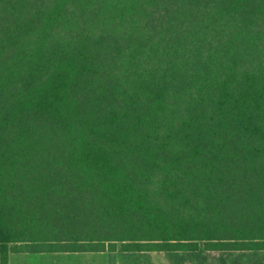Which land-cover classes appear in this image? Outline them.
<instances>
[{
  "label": "trees",
  "instance_id": "obj_1",
  "mask_svg": "<svg viewBox=\"0 0 264 264\" xmlns=\"http://www.w3.org/2000/svg\"><path fill=\"white\" fill-rule=\"evenodd\" d=\"M264 250V0H0V248Z\"/></svg>",
  "mask_w": 264,
  "mask_h": 264
},
{
  "label": "rangeland",
  "instance_id": "obj_2",
  "mask_svg": "<svg viewBox=\"0 0 264 264\" xmlns=\"http://www.w3.org/2000/svg\"><path fill=\"white\" fill-rule=\"evenodd\" d=\"M9 264H264V250L133 252L119 244L113 252H14Z\"/></svg>",
  "mask_w": 264,
  "mask_h": 264
},
{
  "label": "crops",
  "instance_id": "obj_3",
  "mask_svg": "<svg viewBox=\"0 0 264 264\" xmlns=\"http://www.w3.org/2000/svg\"><path fill=\"white\" fill-rule=\"evenodd\" d=\"M202 248H203V246H201L200 249H199V250H196V251H200ZM203 249H204V248H203ZM204 250H206V249H204ZM207 251H208V250H207ZM21 253H30V252H21Z\"/></svg>",
  "mask_w": 264,
  "mask_h": 264
}]
</instances>
